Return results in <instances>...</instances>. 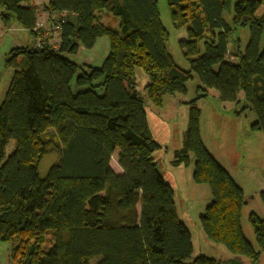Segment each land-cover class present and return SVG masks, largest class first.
I'll return each mask as SVG.
<instances>
[{"label":"trees","instance_id":"16d2710c","mask_svg":"<svg viewBox=\"0 0 264 264\" xmlns=\"http://www.w3.org/2000/svg\"><path fill=\"white\" fill-rule=\"evenodd\" d=\"M167 4L175 28H186L179 43L189 70L167 48L158 0H49L44 9L59 20L60 41L41 47L33 0H0L4 23L16 20L35 41L8 52L14 71L0 104V240L19 237L12 250L17 264H187L192 257L191 232L157 168L154 153L162 145L148 124L137 68L147 74L146 95L157 107L165 95L186 94L197 76L203 94L189 102L174 162L187 163L192 154L194 180L210 188L201 215L205 235L237 256L231 264H244L240 256L259 263L264 218L249 216L256 249L242 228L244 190L205 146L198 101L215 89L222 102L237 105L242 93L258 118L253 127L264 133V0ZM103 11L118 19L117 28L102 22ZM245 29L242 49L235 33ZM102 37L109 53L101 67L66 56L80 45L94 48ZM10 141L15 147L6 156ZM116 151L121 173L111 165ZM49 153L59 160L41 178L39 165ZM189 264L222 262L201 254Z\"/></svg>","mask_w":264,"mask_h":264},{"label":"rangeland","instance_id":"374dc122","mask_svg":"<svg viewBox=\"0 0 264 264\" xmlns=\"http://www.w3.org/2000/svg\"><path fill=\"white\" fill-rule=\"evenodd\" d=\"M37 5L38 17L47 27L52 29L56 15H50L43 2ZM163 25L169 31L167 48L173 56L175 63L182 69L189 70L190 63L184 57L180 40L187 38L186 28H175L170 18L167 0H158ZM104 17H106L104 19ZM104 23L117 28L118 19L107 11L101 13ZM108 18V19H107ZM241 37L242 49L249 38L248 30H239L235 36ZM58 36L53 33L51 44H58ZM32 36L29 31L11 20L7 25L0 17V104L5 98L14 69L6 64L7 54L15 46L31 45ZM232 50V46H230ZM109 53V40L107 37L99 38L92 49L80 45L76 54L66 55L78 64L92 67H101ZM137 90L145 99L147 120L152 135L162 148L154 153L157 168L172 186L175 193V203L181 221L185 223L192 235L193 254L185 263H192L199 255H206L222 262L231 264L237 257L224 244L210 240L204 233L201 224V215L212 200L209 186L194 180V157L190 154L187 163H175V151L182 147L184 131L187 127L189 102L194 100L203 90H198L200 84L197 76L187 83V93L165 95L162 106L153 105L148 99L145 86L148 76L143 69H136ZM73 92L78 88L73 83ZM198 91V92H197ZM101 93L102 90H99ZM239 104L225 103L219 99L215 89H208L207 96L199 99L201 109L200 130L207 149L215 159L224 166L235 182L244 190L247 204L242 211V228L247 239L257 249V244L249 216L252 212L264 218V202L261 192L264 191V133L261 129L253 127L257 115L245 101L242 93L239 95ZM15 147L14 141L7 145L6 156ZM116 151L112 157L113 169H118ZM59 156L56 153L45 155L39 165V174L45 178L50 167L56 164ZM116 171V170H115ZM19 243V237L14 236L7 241L0 240V264H17L12 257L13 248ZM244 264H251L246 257H239ZM258 264H264V254Z\"/></svg>","mask_w":264,"mask_h":264},{"label":"built area","instance_id":"2783aa9c","mask_svg":"<svg viewBox=\"0 0 264 264\" xmlns=\"http://www.w3.org/2000/svg\"><path fill=\"white\" fill-rule=\"evenodd\" d=\"M52 29L46 26L43 20H40L38 17V21L36 23V27L34 28L35 33L37 35L36 45L41 47L43 44H47L48 41L51 42L52 36L54 32H59L60 30V23L59 20H55L53 23Z\"/></svg>","mask_w":264,"mask_h":264},{"label":"crops","instance_id":"0c3cea01","mask_svg":"<svg viewBox=\"0 0 264 264\" xmlns=\"http://www.w3.org/2000/svg\"><path fill=\"white\" fill-rule=\"evenodd\" d=\"M49 0H47L46 2H43V4L44 3H47ZM39 4H42L41 2H37V0H33V5H35V6H37V5H39ZM106 17H104V19H105ZM108 19V18H107ZM103 22V21H102ZM105 22V21H104ZM54 34H57V36H58V40L60 41V38H59V35H58V33L57 32H54ZM31 35V34H30ZM32 36V35H31ZM59 41H58V44H59ZM32 44L34 45L35 44V41H34V38H33V36H32ZM31 44V45H32ZM58 44H56V45H58ZM16 47V46H15ZM119 167V166H118ZM116 170V172L117 173H121L122 172V170L120 169V167L118 168V169H115Z\"/></svg>","mask_w":264,"mask_h":264}]
</instances>
